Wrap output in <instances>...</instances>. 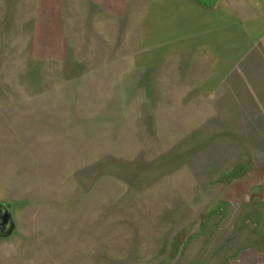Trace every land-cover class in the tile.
Instances as JSON below:
<instances>
[{"label": "rangeland", "instance_id": "rangeland-1", "mask_svg": "<svg viewBox=\"0 0 264 264\" xmlns=\"http://www.w3.org/2000/svg\"><path fill=\"white\" fill-rule=\"evenodd\" d=\"M32 8L0 0V264H264L261 74L101 31L39 61Z\"/></svg>", "mask_w": 264, "mask_h": 264}, {"label": "crops", "instance_id": "crops-1", "mask_svg": "<svg viewBox=\"0 0 264 264\" xmlns=\"http://www.w3.org/2000/svg\"><path fill=\"white\" fill-rule=\"evenodd\" d=\"M30 18L27 49L39 61H67L76 53L74 41L101 31L105 46L112 33L138 48L175 44L182 55L195 53L214 74V86L259 73L252 86L262 88L257 119L264 120V0H33Z\"/></svg>", "mask_w": 264, "mask_h": 264}, {"label": "water", "instance_id": "water-1", "mask_svg": "<svg viewBox=\"0 0 264 264\" xmlns=\"http://www.w3.org/2000/svg\"><path fill=\"white\" fill-rule=\"evenodd\" d=\"M13 227L10 205L0 203V237L9 236L13 231Z\"/></svg>", "mask_w": 264, "mask_h": 264}]
</instances>
